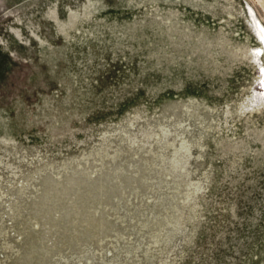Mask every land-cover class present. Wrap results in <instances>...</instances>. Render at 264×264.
<instances>
[{"label": "rangeland", "instance_id": "1", "mask_svg": "<svg viewBox=\"0 0 264 264\" xmlns=\"http://www.w3.org/2000/svg\"><path fill=\"white\" fill-rule=\"evenodd\" d=\"M261 27L264 0H0V264H264Z\"/></svg>", "mask_w": 264, "mask_h": 264}, {"label": "bare ground", "instance_id": "2", "mask_svg": "<svg viewBox=\"0 0 264 264\" xmlns=\"http://www.w3.org/2000/svg\"><path fill=\"white\" fill-rule=\"evenodd\" d=\"M94 1H95V0H94ZM97 2H98V1H97ZM90 3H91V1H90ZM54 5H55V4H54ZM90 5H91V4H90ZM87 6H88V4H87ZM88 7H89V6H88ZM68 9H69V8H68ZM76 11H77V10H76ZM76 11H75V12H76ZM88 12H89V11H88ZM90 13H91V12H90ZM82 14H83V13H82ZM84 14H85V13H84ZM51 15H52V14H51ZM68 15H69V17H68V18H69V21H70V22L74 21L76 15H75L72 11H71L70 13H68ZM77 15H78V14H77ZM87 15H88V14H87ZM78 16H79V15H78ZM53 17H54L55 19L58 20V17H59V16L57 17V15L54 14ZM55 19H54V21H55ZM66 21H67V20H66ZM76 21H77V20H76ZM60 22H61V21H60ZM60 22H59V23H60ZM62 23H63V22H62ZM62 23H61V24H62ZM63 24H64V23H63ZM58 25H59V24H58ZM59 26H60V25H59ZM66 27H67V25H66ZM261 28H262V30L259 31V34H260V36H261V40H262V44H263L262 49H263V51H264V28H263V27H261ZM66 30H67V29H66ZM40 40H41V39H40ZM42 40H43V39H42ZM42 42H43V41H42ZM261 51H262V50H261ZM263 53H264V52H263Z\"/></svg>", "mask_w": 264, "mask_h": 264}]
</instances>
